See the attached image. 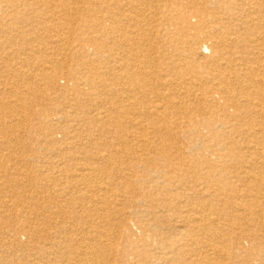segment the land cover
I'll use <instances>...</instances> for the list:
<instances>
[{
  "label": "bare ground",
  "instance_id": "1",
  "mask_svg": "<svg viewBox=\"0 0 264 264\" xmlns=\"http://www.w3.org/2000/svg\"><path fill=\"white\" fill-rule=\"evenodd\" d=\"M98 263L264 264V0H0V264Z\"/></svg>",
  "mask_w": 264,
  "mask_h": 264
},
{
  "label": "rangeland",
  "instance_id": "2",
  "mask_svg": "<svg viewBox=\"0 0 264 264\" xmlns=\"http://www.w3.org/2000/svg\"><path fill=\"white\" fill-rule=\"evenodd\" d=\"M51 115H53V114H51ZM53 117H56V116H53ZM73 124H76V123H73ZM57 137H59V136H57ZM57 139H59V138H57ZM42 141V140H41ZM121 198V197H120ZM181 206H182V210L184 211V210H187V207H185V206H183V204H181ZM126 209V214H128L127 215V220L129 221V223H135V224H137V229H132L133 230V232H130V233H125V236L127 235L128 237H131V238H133V239H137V238H144V239H146V242H148V244L150 245V247H151V249H152V251L151 252H153V254L154 255H158V252H159V246H160V244L158 243V241L157 240H155L154 238H152L151 237V235L147 232V231H144V230H142V225L137 221V219H136V217L134 216V215H131L132 213H131V210L132 209H129V208H125ZM125 209H124V211H125ZM131 217V218H130ZM133 217V218H132ZM129 218V219H128ZM85 221H88V223H89V219L88 218H86V219H84ZM179 220V221H178ZM177 221H175V225H177L179 228L178 229H183L181 226H183V222L180 220V219H178ZM177 222V223H176ZM179 223V224H178ZM141 225V226H140ZM166 231V230H165ZM133 233V234H132ZM77 235V237L79 236L78 235V233H76ZM80 236H81V234H80ZM79 236V237H80ZM21 238H23L22 240H24L25 238H24V236L22 235L21 236ZM119 238V239H118ZM117 238V241H115V242H117L118 243V240H119V243L117 244V245H119L118 246V248H122V247H124V245H125V242H124V238L122 237V238H120V237H118ZM154 239V240H153ZM156 249V250H155ZM130 255V254H129ZM128 255V260L130 261V262H134L136 259L134 258V256L133 255H130L129 256ZM153 261V262H152ZM155 261L157 262V259L155 258L154 259V257H152L151 258V263H155ZM87 263H90V261H88ZM99 264V263H98ZM100 264H103V263H100Z\"/></svg>",
  "mask_w": 264,
  "mask_h": 264
}]
</instances>
